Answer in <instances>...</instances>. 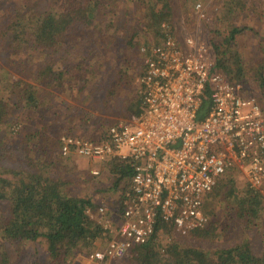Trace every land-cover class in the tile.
<instances>
[{
	"label": "rangeland",
	"instance_id": "1",
	"mask_svg": "<svg viewBox=\"0 0 264 264\" xmlns=\"http://www.w3.org/2000/svg\"><path fill=\"white\" fill-rule=\"evenodd\" d=\"M244 1L247 9L233 15L226 14L225 0L107 1L93 11L97 27L81 28L82 33L73 40L70 69H63L59 62L55 64L62 74L59 82L52 86H38L35 82L39 68L49 60L44 50L32 46L17 52L7 41L0 40V68L11 79L37 85L40 99L37 111H29L21 105L13 107L10 121L0 126V174L12 178L14 172L32 169L30 159L41 157L43 160L45 141L50 139L58 143L62 133L98 136L111 125L129 121L140 107L137 79L143 69L141 47L162 39L166 33L161 27L163 22L169 27L167 32L179 42L194 37L210 46L213 29L220 30L217 39L222 41L230 27L246 26L236 38V50L246 70L244 80L239 83L245 95L255 99L264 111V89L253 76L261 69L264 75V0ZM151 3L168 15L154 28L148 26ZM198 3H201L204 16L197 10ZM59 4L60 0H0V30L13 12H24L29 19L46 14ZM255 8L257 13L253 12ZM13 52L16 55L12 56ZM36 132L40 133L32 138L30 133ZM59 161L49 176L56 179L64 169L69 170L72 193L89 198L94 212L92 222L104 230L96 240V248L105 247L112 237L105 225L111 224L114 228L121 219L117 202L122 192L115 187L118 175L111 172V161L92 162L82 157H62ZM93 169H99L100 174L94 176ZM251 195L260 196L249 188L245 174L237 170L229 172L221 178L204 205L209 223L213 221L219 225L218 238H200L193 233L181 235L172 230L160 231L157 242L166 246L177 241L184 247L210 252L214 260H217L216 253L243 243H249L260 255L264 252V198L258 213L252 217L241 220L234 209ZM100 206L107 208L103 216L99 215ZM245 207L253 209L249 205ZM7 208L6 202H0V215L7 213ZM1 240L10 254L9 264H33L49 256L47 245L41 239L16 242L0 237ZM96 248L87 249L68 264H87L86 257ZM127 257L110 260L108 264H123Z\"/></svg>",
	"mask_w": 264,
	"mask_h": 264
},
{
	"label": "built area",
	"instance_id": "2",
	"mask_svg": "<svg viewBox=\"0 0 264 264\" xmlns=\"http://www.w3.org/2000/svg\"><path fill=\"white\" fill-rule=\"evenodd\" d=\"M197 10L204 16L201 3ZM161 27L166 32L162 39L141 47L139 112L98 136L62 133L58 139L64 159H118L133 168L131 186L122 195L121 219L114 228L105 225L112 237L88 254L87 264L128 256L161 223L181 235L206 227V199L229 172L242 171L249 188L264 198L262 106L218 68L212 46L194 37L181 43L165 22ZM206 97L207 115L198 120ZM106 212L99 207V215ZM86 213L92 221L91 207Z\"/></svg>",
	"mask_w": 264,
	"mask_h": 264
},
{
	"label": "trees",
	"instance_id": "3",
	"mask_svg": "<svg viewBox=\"0 0 264 264\" xmlns=\"http://www.w3.org/2000/svg\"><path fill=\"white\" fill-rule=\"evenodd\" d=\"M107 1L112 2L60 0L56 8L29 19L24 12H13L1 27L0 40L7 41V45L17 52L32 46L44 50L49 55V60L39 68L35 82L38 86H52L56 81L59 82L62 74V70L57 69L55 64L59 62L63 69H70L72 61L69 56L73 40H77V36L82 33L81 28L89 30L97 27L93 11L100 9ZM224 5L226 14L229 15L247 9L244 0H225ZM253 12L257 13L258 10L255 8ZM167 16L155 3H151L147 14L148 26L157 27L158 22L167 19ZM246 29V26H232L222 41L217 39L220 30H212L211 44L217 66L235 82L243 81L246 76L242 59L236 50V38ZM11 55H16V52ZM8 76L0 68V126L10 121L13 107L21 105L29 111L40 108L38 86ZM253 76L264 89L263 70L255 71ZM208 108L209 100L206 97L200 107L198 120L205 118ZM138 112L139 110L136 114ZM39 133L30 134L35 138ZM58 149L59 144L48 139L43 146V160L41 157L38 160L30 159L32 169L14 172L12 178L0 174V202L8 204L7 213L0 215V237L4 241L16 242H36L41 239L47 245L49 256L47 260L37 259L33 264H68L87 249L96 248V240L104 232L86 213L90 207L89 198L72 193L69 170L64 169V173L56 179L49 176V172L56 167V162H60L62 158ZM109 168L118 175L115 187L122 192L117 202V211L121 215L122 195L131 186L133 168L130 163L118 159L111 161ZM262 199V196L251 195L238 205L236 200L234 209L239 219L258 213ZM248 205L253 209L247 210L245 206ZM172 230L175 231L169 224L161 223L145 244L131 250L123 264H264V252L256 254L249 243L216 253L217 260H214L210 252L184 247L177 241L166 246L160 245L157 242L160 231ZM192 233L200 238L215 239L219 237V225L212 221ZM9 263L10 254L1 240L0 264Z\"/></svg>",
	"mask_w": 264,
	"mask_h": 264
}]
</instances>
